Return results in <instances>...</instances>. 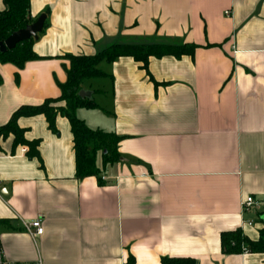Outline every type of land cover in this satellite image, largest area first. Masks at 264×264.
Here are the masks:
<instances>
[{"label": "crops", "instance_id": "0c3cea01", "mask_svg": "<svg viewBox=\"0 0 264 264\" xmlns=\"http://www.w3.org/2000/svg\"><path fill=\"white\" fill-rule=\"evenodd\" d=\"M5 3L0 0V10ZM46 14L22 68L0 62V128L22 106L62 92L67 54L92 55L114 42H191L194 56H123L84 89L97 107L76 116L114 132L119 159L76 176L74 134L45 116L20 115L39 155L0 134V250L17 262L264 264V253L227 254L221 233L258 239L261 213H243L247 195L264 198V0H31ZM62 104V103H61ZM25 147L26 152L21 151ZM42 218L33 238L23 225ZM256 220L243 227V219ZM260 218V220H259Z\"/></svg>", "mask_w": 264, "mask_h": 264}, {"label": "trees", "instance_id": "16d2710c", "mask_svg": "<svg viewBox=\"0 0 264 264\" xmlns=\"http://www.w3.org/2000/svg\"><path fill=\"white\" fill-rule=\"evenodd\" d=\"M5 8L0 10V42L4 41L17 29L24 28L36 19L30 14L31 0H3ZM45 26V25H44ZM34 38L18 42L16 47L1 51L0 62L12 63L22 68L32 59L40 56L34 50ZM200 45L191 42H114L104 47L92 55L67 54L64 57L69 59L70 66L67 68V80L58 83L62 94L57 98H48L43 103L34 106H22L16 111L9 122L0 128V134L11 133L14 138V149L20 144L27 145L29 155L35 157L39 155L37 149L39 141H30L25 136V130L18 125L20 115L34 116L42 114L49 123V127L54 132H58L56 118L58 116L67 117L71 124L72 134H74L76 176L81 179L86 176L96 175L99 172L97 156L102 152L103 163H111L119 159L120 155L117 143L121 139L114 132H106L101 129H91L83 119L76 116L79 106L89 108L97 107L92 99L82 98L79 91L83 84L93 78L103 77L107 74L101 69L102 62H113L120 57L130 56L136 61H142L147 69L149 59L153 56L164 57L168 55L177 58L183 55L194 56ZM0 77V84H1ZM62 103V104H61ZM259 238L251 239L244 235L241 228L233 231H223L221 233L222 249L227 254L243 252V246L250 251L264 253V226L259 230ZM125 264H136L133 254H130ZM162 264H196L192 257H162Z\"/></svg>", "mask_w": 264, "mask_h": 264}, {"label": "built area", "instance_id": "2783aa9c", "mask_svg": "<svg viewBox=\"0 0 264 264\" xmlns=\"http://www.w3.org/2000/svg\"><path fill=\"white\" fill-rule=\"evenodd\" d=\"M21 151L26 152V148L22 147ZM242 209L243 213L253 212V213H261L264 210V198H256L253 195H247V197L243 198L242 202ZM243 227L245 226H255L256 220L252 218L243 219ZM260 220V218H259ZM25 228L28 230V232L32 235L33 238L37 237V235H42L44 233V226L42 225V218L38 217L36 220L31 222H24L23 224ZM243 253H249L250 250L246 248V246H243L242 248ZM0 264H43V261L41 258H38V260L34 262H17L13 261L7 257H5L4 253L0 250Z\"/></svg>", "mask_w": 264, "mask_h": 264}, {"label": "water", "instance_id": "95a60500", "mask_svg": "<svg viewBox=\"0 0 264 264\" xmlns=\"http://www.w3.org/2000/svg\"><path fill=\"white\" fill-rule=\"evenodd\" d=\"M47 15L41 14L35 21L27 25L24 28L17 29L14 33L9 35L4 41L0 42L1 51L13 49L16 47L18 42H22L29 39H37L39 34L43 31ZM93 91L81 88L79 95L82 98L92 99ZM264 220V215L261 217Z\"/></svg>", "mask_w": 264, "mask_h": 264}, {"label": "rangeland", "instance_id": "374dc122", "mask_svg": "<svg viewBox=\"0 0 264 264\" xmlns=\"http://www.w3.org/2000/svg\"><path fill=\"white\" fill-rule=\"evenodd\" d=\"M97 78H93V79H90L88 81H86L83 85L84 86H88L89 84H93V81L96 80Z\"/></svg>", "mask_w": 264, "mask_h": 264}]
</instances>
